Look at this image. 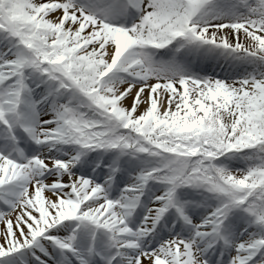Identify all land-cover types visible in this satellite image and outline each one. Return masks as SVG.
I'll use <instances>...</instances> for the list:
<instances>
[{
	"label": "snow or ice",
	"instance_id": "1",
	"mask_svg": "<svg viewBox=\"0 0 264 264\" xmlns=\"http://www.w3.org/2000/svg\"><path fill=\"white\" fill-rule=\"evenodd\" d=\"M0 264H264V0H0Z\"/></svg>",
	"mask_w": 264,
	"mask_h": 264
}]
</instances>
